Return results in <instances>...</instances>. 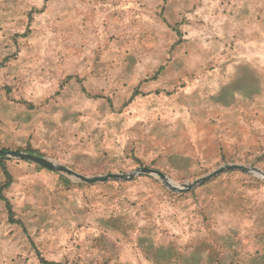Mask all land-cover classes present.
Returning <instances> with one entry per match:
<instances>
[{"label":"rangeland","instance_id":"rangeland-1","mask_svg":"<svg viewBox=\"0 0 264 264\" xmlns=\"http://www.w3.org/2000/svg\"><path fill=\"white\" fill-rule=\"evenodd\" d=\"M0 149L264 173V0H0ZM0 190V264H264L250 173L2 158Z\"/></svg>","mask_w":264,"mask_h":264},{"label":"water","instance_id":"water-1","mask_svg":"<svg viewBox=\"0 0 264 264\" xmlns=\"http://www.w3.org/2000/svg\"><path fill=\"white\" fill-rule=\"evenodd\" d=\"M0 158L30 162L42 168L72 176L78 181L85 183V184H89V185L102 183V182H106L110 180L112 181L113 180H129L139 175H146V176H151V177H155L159 179L171 191L175 193H185L198 185H201L203 183L210 181L211 179L215 178L216 176H218L219 174L225 171H242V172L250 173L264 182V173L260 169L255 168V167H246V166L234 165V164L219 167L218 169L214 170L213 172L206 175L205 177L197 179L193 181L192 183H186L182 186H178L175 183H173L170 179H168L161 172L154 170V169L145 168V167L139 168L131 174H107L103 176L85 177L55 162L46 160L42 157L35 156L33 154L26 153V152H18V151L0 149Z\"/></svg>","mask_w":264,"mask_h":264},{"label":"trees","instance_id":"trees-1","mask_svg":"<svg viewBox=\"0 0 264 264\" xmlns=\"http://www.w3.org/2000/svg\"><path fill=\"white\" fill-rule=\"evenodd\" d=\"M0 159H2V158H0ZM4 175H5V178H6L7 182L5 183V185H4L3 187H1V190H2L4 187H7V186L9 185V183H10V175H9V173H8L6 170H4ZM1 190H0V200L3 201V202L5 203V207H6V209H7V212H8V214H9V217L11 218V217H12L11 206H10V204L8 203V201L2 196V194H1ZM47 264H48V263H47Z\"/></svg>","mask_w":264,"mask_h":264}]
</instances>
